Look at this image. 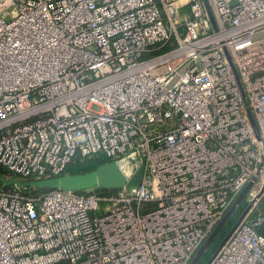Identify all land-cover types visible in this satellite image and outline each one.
Listing matches in <instances>:
<instances>
[{"label":"built area","instance_id":"1","mask_svg":"<svg viewBox=\"0 0 264 264\" xmlns=\"http://www.w3.org/2000/svg\"><path fill=\"white\" fill-rule=\"evenodd\" d=\"M96 157L136 184L0 186V264H188L241 205L210 264H264V0H0V169Z\"/></svg>","mask_w":264,"mask_h":264},{"label":"water","instance_id":"2","mask_svg":"<svg viewBox=\"0 0 264 264\" xmlns=\"http://www.w3.org/2000/svg\"><path fill=\"white\" fill-rule=\"evenodd\" d=\"M130 176V166L125 160H118L104 163L98 166L94 171L84 174H76V175H61L57 177H51L47 179L40 180L38 182H30L19 184L15 181L16 186H25L37 190H68V191H81L84 189H90L95 186H99L103 189H118L121 188L127 178ZM0 182L2 179L0 177ZM247 188L243 190L240 194L236 204L241 200ZM224 220L215 228L213 233L206 240L204 245L198 250L197 254H199L209 243L211 238L215 235L217 230L220 228ZM234 228V227H233ZM231 229V231L233 230ZM231 231L228 233L226 238L222 241L216 252L220 249V247L224 244L226 239L229 237ZM215 252V253H216ZM214 253V255H215ZM214 255L210 260L206 262V264H210Z\"/></svg>","mask_w":264,"mask_h":264},{"label":"rangeland","instance_id":"3","mask_svg":"<svg viewBox=\"0 0 264 264\" xmlns=\"http://www.w3.org/2000/svg\"><path fill=\"white\" fill-rule=\"evenodd\" d=\"M94 159H90L87 161H94ZM102 160V159H101ZM112 162V161H116V160H102L99 163L96 162V164L98 166L104 164L105 162ZM5 171V170H4ZM6 173H4L2 176L0 175L2 182H0V186H4L5 190H12V189H16L19 190L20 192L24 193L25 196H29V197H35L38 196L40 193L45 192V190H37L34 191L33 188H29V187H25V186H16V184L14 182L11 181H15L19 184H24V183H30V182H38V181H34V180H30V179H23L21 177L15 176L7 171H5ZM65 175H68V173L66 172ZM129 177L127 178V180L125 181L124 184H128L130 186H133L136 184L137 180H134L136 178H133L131 180H128ZM134 180V181H133ZM94 190H97L98 192H105L103 191L101 187L99 186H95L93 187ZM120 188L118 189H106V190H112V192H116L118 191ZM107 193V192H106ZM244 206L241 205V208H239L235 214L231 217V219L229 221H225V223L223 222L222 225L220 226V228L217 230V232L215 233V235L211 238V240L209 241V243L207 244V246L199 253L197 254L198 250L204 245V242L202 244V246H200L197 251L194 253L193 257L190 259V261L188 262V264H206V262H202L204 256L205 258H207L210 254H212V256L214 255V253L216 252V250L218 249V247L220 246V244L222 243V241L226 238V236L228 235V233L231 231V229L236 225L239 217H240V213H242ZM218 226V225H217ZM216 226V227H217ZM215 227V228H216ZM215 228L213 229V231L215 230ZM213 231L211 232V234L213 233ZM211 256V257H212ZM211 257L209 258V260L211 259Z\"/></svg>","mask_w":264,"mask_h":264},{"label":"trees","instance_id":"4","mask_svg":"<svg viewBox=\"0 0 264 264\" xmlns=\"http://www.w3.org/2000/svg\"><path fill=\"white\" fill-rule=\"evenodd\" d=\"M100 161H102L101 158L96 157L93 162L92 161L77 162L76 164H74L70 168H68L67 173L71 174V175H76V174H84V173L92 172L98 167L96 162L99 163ZM4 173H6V172L3 169H0V175L2 176ZM102 190L105 191L104 193L112 192V190H106V189H102ZM34 191H37V190L34 189ZM205 256L202 260L203 263L207 262L209 260V258L212 256V254H210L207 258H205Z\"/></svg>","mask_w":264,"mask_h":264}]
</instances>
